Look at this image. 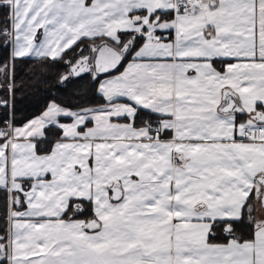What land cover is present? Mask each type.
<instances>
[{"label": "crops", "instance_id": "obj_1", "mask_svg": "<svg viewBox=\"0 0 264 264\" xmlns=\"http://www.w3.org/2000/svg\"><path fill=\"white\" fill-rule=\"evenodd\" d=\"M177 1L9 0L14 57L145 38L100 80L105 103L51 102L12 127L9 264H264V0H185L176 11ZM227 91L241 110L223 109ZM138 108L170 136L135 124ZM50 124L62 135L40 154ZM253 126L259 138L245 139ZM72 199L91 200L96 228L63 217ZM244 209L252 240L209 242L215 220Z\"/></svg>", "mask_w": 264, "mask_h": 264}, {"label": "trees", "instance_id": "obj_2", "mask_svg": "<svg viewBox=\"0 0 264 264\" xmlns=\"http://www.w3.org/2000/svg\"><path fill=\"white\" fill-rule=\"evenodd\" d=\"M170 16L167 13L164 16ZM12 8L9 0H0V144L9 137L10 126H19L40 115L51 102L61 106L80 109L98 106L105 103L99 92V82L106 75H96L92 67L64 78L72 65L83 57L91 61L95 49L104 42H109L121 49L130 44V49L123 62L115 70L122 68L131 58L132 52L144 41L140 33L121 32L119 42L106 37L82 38L67 49L60 57H14L12 56V39L10 35ZM220 69L222 62L214 61ZM162 117L146 109L138 108L134 118L137 125L153 126ZM62 131L59 126L50 124L44 129V137L36 140L38 153H48L55 140L60 138ZM161 137L170 136L162 132ZM11 193L7 185L0 186V264H9V213ZM19 205V204H17ZM64 218H81L87 228L98 226L91 200L72 199L63 215ZM93 223V227L88 224ZM255 227L250 221L247 209L239 219H220L212 224L208 236L210 243H227L236 238L250 241L254 237Z\"/></svg>", "mask_w": 264, "mask_h": 264}, {"label": "water", "instance_id": "obj_3", "mask_svg": "<svg viewBox=\"0 0 264 264\" xmlns=\"http://www.w3.org/2000/svg\"><path fill=\"white\" fill-rule=\"evenodd\" d=\"M130 49V44H126L123 48L119 49L113 44L109 42H104L100 44L94 51L93 56L90 63V67H92L93 72L96 75H107L114 72L119 65L123 62L124 58L126 57L128 51ZM88 69L87 64H85L81 71H85ZM241 110L240 107L237 105L235 100V95L227 91L226 92V103L223 106L224 110L230 109ZM258 116L262 118V114L258 113ZM119 192L116 190V193ZM90 227H93V223H89Z\"/></svg>", "mask_w": 264, "mask_h": 264}, {"label": "rangeland", "instance_id": "obj_4", "mask_svg": "<svg viewBox=\"0 0 264 264\" xmlns=\"http://www.w3.org/2000/svg\"><path fill=\"white\" fill-rule=\"evenodd\" d=\"M185 1V0H184ZM11 35V31H10ZM88 57H83L79 61H77L75 64L72 65L69 72H67L64 75V78L70 76V75H76L81 71V68L87 64L88 69L90 68V63L88 61ZM1 134V133H0ZM9 162V155L7 151V144L3 143L0 144V186L6 185V179H7V165Z\"/></svg>", "mask_w": 264, "mask_h": 264}, {"label": "built area", "instance_id": "obj_5", "mask_svg": "<svg viewBox=\"0 0 264 264\" xmlns=\"http://www.w3.org/2000/svg\"><path fill=\"white\" fill-rule=\"evenodd\" d=\"M189 8V5L186 1L182 0V1H177V8H176V11H179L181 9H188ZM161 38V37H160ZM12 129V126H10V131ZM262 126H253V127H247L245 128L244 130V134H243V137L245 139H251V140H254V139H258L259 138V135H260V131L262 130ZM151 132L156 135V136H160L161 134V127H160V123L157 122L155 124V126L151 129Z\"/></svg>", "mask_w": 264, "mask_h": 264}]
</instances>
